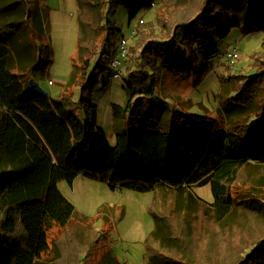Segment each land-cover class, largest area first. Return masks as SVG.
Returning a JSON list of instances; mask_svg holds the SVG:
<instances>
[{
  "label": "trees",
  "instance_id": "16d2710c",
  "mask_svg": "<svg viewBox=\"0 0 264 264\" xmlns=\"http://www.w3.org/2000/svg\"><path fill=\"white\" fill-rule=\"evenodd\" d=\"M26 1L0 3V264H41L51 252L48 222L69 237L68 264H90L92 252L108 233L98 234L81 249L85 243L73 231L84 227L93 233L99 215L77 225L76 209L59 189L61 182L73 185L80 175L104 182L114 192L186 193L190 203L197 196L193 187L210 185L213 203L196 201L206 208L202 215L216 225L234 214L238 203L255 200L251 210H259L261 200L254 197L235 202L232 187L244 168L264 167V51L252 56L251 73L229 72L221 81L235 94L225 99L220 116L195 118L167 106L160 85L166 72L196 79L205 75L219 55V44L233 30L264 33V0H192L165 18L162 35L153 34L138 55L131 54L136 64L127 69L126 102L112 105L118 128L115 145L98 125L99 108L93 101L98 81L91 73L105 68L93 61L98 54L103 58L110 53L99 52L98 46L111 51L121 35L110 20L112 14L125 7L134 20L152 10L155 0H89L101 3L104 15L99 23L81 24L74 79L78 98L60 94L56 100L31 82L40 67L34 58L38 47L24 45L20 38L22 26L36 23L39 10ZM200 62L203 67L197 70ZM157 214V226L171 229L172 221L167 225ZM166 228L165 234L157 229L145 242L147 264H202L178 252L177 238ZM239 232L244 234V229ZM258 232L235 264H264V225ZM165 238L171 246L163 245ZM108 243L110 249L99 264H127L116 258L111 240Z\"/></svg>",
  "mask_w": 264,
  "mask_h": 264
},
{
  "label": "rangeland",
  "instance_id": "374dc122",
  "mask_svg": "<svg viewBox=\"0 0 264 264\" xmlns=\"http://www.w3.org/2000/svg\"><path fill=\"white\" fill-rule=\"evenodd\" d=\"M11 0H0V3H10ZM103 2L104 0H93ZM192 0H155L152 10L142 11L134 20L130 19L131 11L120 7L111 15L110 20L121 30L115 48L98 46L99 52H110L102 58L98 54L95 64H101L105 70L91 73V79L97 80V89L93 101L98 105V125L105 131L112 145L116 143L117 124L112 110L113 104H124L127 94L124 90L127 79V69H134L135 62L131 54L138 55L145 41L162 35L161 22L170 14H176L188 7ZM32 7L39 10L37 22L23 25V35L20 38L24 45L38 47L39 56L34 58L39 62L38 70L32 76L31 82L35 88L57 99L60 94L78 98L79 88L74 82L77 78L79 62L78 41L83 36L82 22L93 20L100 22L103 8L101 3L93 5L89 0H27ZM96 3V2H95ZM30 8V7H29ZM231 17H233L231 15ZM102 34H104L102 32ZM126 43V57L122 59L119 69L111 66L112 60L120 47ZM99 45V44H98ZM34 47V48H35ZM238 48L239 56L233 62L227 57L234 48ZM219 55L214 59L205 75H183V72L164 73L161 78L160 97L167 106L185 111L195 118L206 115L216 117L224 113L225 99L235 93L229 87H222L221 81L230 73H251L253 55L264 51V33L245 34L233 30L219 44ZM18 61V60H17ZM43 62V63H41ZM46 68H43L44 65ZM203 67L200 62L197 70ZM59 189L63 196L76 209L75 223L79 226L82 220L99 219L93 224L95 231L90 233L86 228L73 231L81 243V249L88 247L100 234L108 233V238L92 252L90 264H99L105 251H109L108 241L111 240L116 258L127 264H147L148 254L145 247L149 235L156 232L163 235L166 226H157L153 217L159 212L168 221H172L170 234L177 238V251L189 257L200 259L202 264H235L244 257L248 241H254L259 236V226L264 225V167L252 164L244 168L236 184L232 187L235 202L241 199L261 200L259 210H251L253 203H238L236 211L218 225L202 213L206 208L197 203L202 199L208 205L214 201L210 185L193 187L195 201L189 202L186 193L174 191L139 193L128 189L112 191L104 182L78 176L73 185L61 182ZM158 215V214H157ZM48 225V239L51 252L45 255L41 264H68L71 257L65 231L53 225ZM244 229V234L239 229ZM76 229V228H75ZM165 234V232H164ZM74 235V236H75ZM164 246H171V241L165 238ZM79 247V245H78ZM77 254V253H76Z\"/></svg>",
  "mask_w": 264,
  "mask_h": 264
},
{
  "label": "built area",
  "instance_id": "2783aa9c",
  "mask_svg": "<svg viewBox=\"0 0 264 264\" xmlns=\"http://www.w3.org/2000/svg\"><path fill=\"white\" fill-rule=\"evenodd\" d=\"M126 43L123 42V45L120 47V53L117 54V56L114 57V59L112 60L111 66L114 69H119L122 59H124L126 57V48H125ZM239 56V51L238 48H234L230 53H228L227 57L233 62L235 59H237Z\"/></svg>",
  "mask_w": 264,
  "mask_h": 264
}]
</instances>
